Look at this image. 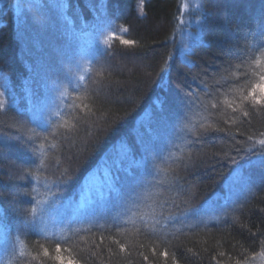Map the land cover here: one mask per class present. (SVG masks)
Returning <instances> with one entry per match:
<instances>
[{"label":"trees","instance_id":"obj_1","mask_svg":"<svg viewBox=\"0 0 264 264\" xmlns=\"http://www.w3.org/2000/svg\"><path fill=\"white\" fill-rule=\"evenodd\" d=\"M181 2L0 0V217L7 235L0 264H57V244L80 264H148L140 253L151 264H165L159 255L165 250L179 264H216L211 257L221 251L222 264H236L264 251V236L251 235L264 233V186L241 180L259 170L246 137L264 131V119L237 115L235 124L225 125L222 113L230 110L222 108L212 115L194 109L180 120L174 103L178 86L214 103L205 91L218 90L223 100L225 92L260 83L253 61L264 60V0H197L193 16L201 20L203 37L184 57L176 39ZM74 65L76 77L69 74ZM67 78L72 85L66 92L59 83ZM37 106L44 109L40 127L32 122ZM201 123L224 131L193 146ZM153 149L150 173L163 179L178 172L184 192L176 203L195 215L175 223L162 219L159 239L137 235L131 223L121 235L112 226L111 190L141 171ZM150 191L142 214L151 213L155 200L177 195ZM88 204L94 211L79 212ZM131 217L118 219L123 224ZM177 230L184 233L178 239ZM114 241L126 255H117Z\"/></svg>","mask_w":264,"mask_h":264},{"label":"snow or ice","instance_id":"obj_2","mask_svg":"<svg viewBox=\"0 0 264 264\" xmlns=\"http://www.w3.org/2000/svg\"><path fill=\"white\" fill-rule=\"evenodd\" d=\"M124 31H127L126 29ZM260 38L264 41V25L260 26ZM120 43L123 45H132L134 41L128 39H121ZM264 47V44L261 45ZM111 55V54H109ZM264 55V52H262ZM259 68V81L260 83L251 85L244 88L236 89L235 95H229L228 92L224 93V99L220 100V92L214 90L213 92L205 91V99L208 98L215 99L214 103H206L205 100H201L197 95V92L193 90L190 86L187 90L182 87L177 88L176 95L174 97V103L177 109L180 111V120H187L188 114L191 113L194 109H200L201 111L207 112L209 115H212L213 112H221V109H228L229 112H223L222 115L224 118L223 123L225 125H233L236 123L237 115L247 118L249 122L251 119H254L256 115H259L261 119H264V60L255 59L253 61ZM103 67L101 71H103ZM247 75V74H245ZM83 79V78H82ZM4 105L0 104V109H3ZM35 114V118L34 115ZM87 114H91V110L87 111ZM44 118V109L42 107H34L32 109V122L36 127H40V124ZM72 129L75 128V125L71 126ZM33 135H36L35 128L32 130ZM224 129L214 126L213 124H200V131L197 135L192 138V145L195 146L205 137L210 136L214 132H221ZM244 135V133H240ZM246 140L252 143V148L249 151L255 152L258 156V160L253 162V165L258 168V172L249 173L247 176L241 177V180L246 185L250 184H259L264 186V131H258L253 134L247 135ZM258 146V147H257ZM239 151V149H238ZM155 155L154 149L151 154L145 155L142 163L139 165L141 171L136 174H130L127 178L125 184L121 185L119 189H112L114 193L110 197V203L112 208L116 209V216L113 217V227L117 228L119 234H124L127 229L125 225L131 223L133 230L137 235L144 234L148 237L160 238L158 235V226L163 228L164 225H161V220L163 219L167 223H175L179 219H186L189 215L194 216L195 212L192 210L183 211L180 208V204L176 203V200L179 199L180 195H183V188L180 185V180L183 179L179 176L178 172L175 170H170L163 179H157L154 175L150 173V169L155 168ZM187 166L185 165V168ZM154 187H160L164 192L175 191L177 193L175 199L169 197L164 199L155 200L151 205V213H141L139 211L141 204H144L146 200L152 198L151 189ZM157 209L159 211L157 212ZM171 209H176L174 214ZM33 212L36 211L35 208L32 209ZM46 213L51 211L54 213L56 208L44 210ZM94 211L90 207V204L83 205L80 208L79 212L87 213ZM131 212L132 217L128 221H124L123 224L119 222V217ZM167 213V214H166ZM139 221V224H137ZM183 230H177L173 234L174 238H179L183 236ZM253 237L264 236V233H252ZM111 239V237H108ZM7 235L3 226V218L0 217V242H6ZM67 242V241H66ZM119 247V253L117 255H126L125 246L119 241H114ZM262 246H264V239L260 240ZM140 248L145 247V245L140 244ZM40 248L43 250V256H49V250L44 248L43 245H40ZM68 253V256H63L61 252ZM153 255L156 254L155 248L152 249ZM191 251V249H189ZM56 256L54 259L57 261V264H80L78 259L73 257L72 252L68 248L61 247L60 244L56 245L55 248ZM92 256H96V252L91 253ZM143 256V260L151 264L150 258L143 253H140ZM161 257L165 258V264L167 258L171 255L172 264H179V259L174 253H170L168 250L159 252ZM225 256L223 251L219 252L218 255H213L211 259L216 262V264H222L221 258ZM256 257L264 258V251L254 253L252 257H245L242 260L236 261V264H248L250 259H255ZM38 258V257H37ZM116 264H120V261H117ZM127 264H131V261H127Z\"/></svg>","mask_w":264,"mask_h":264},{"label":"rangeland","instance_id":"obj_3","mask_svg":"<svg viewBox=\"0 0 264 264\" xmlns=\"http://www.w3.org/2000/svg\"><path fill=\"white\" fill-rule=\"evenodd\" d=\"M196 9H197V0H182L179 28L176 31L177 34L180 36L179 37L177 35L176 39L178 40V38H180L179 54L181 57H184V55L190 50L193 44L202 41L203 27L201 20L199 19V17L195 18L193 16ZM181 36H185V37L182 38ZM74 66H72L69 71L70 72L69 74H71L72 77H76L79 74V69L76 66L75 67ZM61 71L62 70L60 69V72ZM67 79L68 81H61L59 83L62 87L61 90L66 92L68 90L67 88L69 87V85H72V80H70L69 82V78ZM47 102L49 101H47V98H45L43 105H45ZM1 243L2 242H0V245ZM256 264H264V258L259 257Z\"/></svg>","mask_w":264,"mask_h":264}]
</instances>
